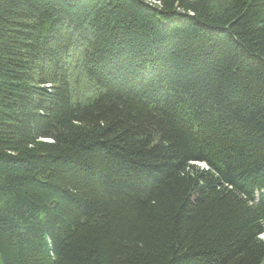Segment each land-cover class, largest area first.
I'll return each instance as SVG.
<instances>
[{"label":"trees","instance_id":"trees-1","mask_svg":"<svg viewBox=\"0 0 264 264\" xmlns=\"http://www.w3.org/2000/svg\"><path fill=\"white\" fill-rule=\"evenodd\" d=\"M263 190L264 0H0V264H264Z\"/></svg>","mask_w":264,"mask_h":264},{"label":"water","instance_id":"water-1","mask_svg":"<svg viewBox=\"0 0 264 264\" xmlns=\"http://www.w3.org/2000/svg\"><path fill=\"white\" fill-rule=\"evenodd\" d=\"M202 166H205V164L203 163Z\"/></svg>","mask_w":264,"mask_h":264},{"label":"rangeland","instance_id":"rangeland-1","mask_svg":"<svg viewBox=\"0 0 264 264\" xmlns=\"http://www.w3.org/2000/svg\"><path fill=\"white\" fill-rule=\"evenodd\" d=\"M263 193V192H262ZM262 237H264V235H262Z\"/></svg>","mask_w":264,"mask_h":264}]
</instances>
